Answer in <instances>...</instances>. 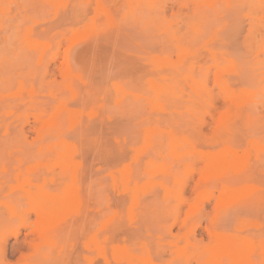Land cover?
Masks as SVG:
<instances>
[{
  "label": "rangeland",
  "instance_id": "obj_1",
  "mask_svg": "<svg viewBox=\"0 0 264 264\" xmlns=\"http://www.w3.org/2000/svg\"><path fill=\"white\" fill-rule=\"evenodd\" d=\"M0 264H264V0H0Z\"/></svg>",
  "mask_w": 264,
  "mask_h": 264
},
{
  "label": "bare ground",
  "instance_id": "obj_2",
  "mask_svg": "<svg viewBox=\"0 0 264 264\" xmlns=\"http://www.w3.org/2000/svg\"><path fill=\"white\" fill-rule=\"evenodd\" d=\"M215 157H216V156H215ZM220 159H221V158H220ZM57 200H59V201H57ZM56 201H57V202H56ZM60 201H61V199H56V200H55V202H56V206H54V203H55V202H53V206H54L53 209H56L55 207L58 206V203H59ZM66 201H67V200H66ZM45 202H46V200H45ZM61 202H62V201H61ZM48 203H49V202H47V204H46L45 206L49 205ZM61 204L63 205L64 203L62 202ZM66 204H68V203H66ZM50 205H51V204H50ZM64 205H65V204H64ZM45 206H44V208H43V212H44L46 215H49V214H50V213H49V212H50V206H49V207H48V206L45 207ZM66 206H67V205H66ZM58 207H59V206H58ZM58 207H57V208H58ZM65 208H67V207H65ZM44 209H45V210H44ZM64 210H65V209H64ZM51 211H52V210H51ZM65 211H66V210H65ZM48 213H49V214H48ZM40 214H42V213H40ZM45 214H43V215L45 216ZM43 215H42V216H43ZM51 215H52V214H51ZM52 217H53V215H52ZM54 217H55V216H54ZM50 218H51V217H50ZM56 218H57V217H56ZM45 219H46V218H45ZM51 219H52V218H51ZM46 220H47V219H46ZM48 220H49V218H48ZM52 220H53V219H52ZM52 220H51V221H52ZM53 221H54V220H53ZM220 241H221V240H220ZM228 244H230V243H228ZM217 245H218V244H217ZM223 245H224V244H223ZM230 245H232V244H230ZM224 246H225V245H224ZM224 246H223V247H224ZM232 246H233V245H232ZM221 247H222V245H221ZM237 247H238V246H237ZM226 248L228 249V247H226ZM219 249H220V248H219ZM223 249H224V248H223ZM227 249H225V250H227ZM230 249H232V248L230 247V248H229V251H230ZM234 249H235V248H234ZM220 250H222V249H220ZM242 250H244V249H242ZM227 251H228V250H227ZM244 251H245V250H244ZM222 252H224V250H223ZM231 254H232V253H231ZM238 254H239V253H238ZM240 254H241V253H240ZM242 254H246V253L244 252V253H242ZM242 254H241V255H242ZM241 259H242V257H241Z\"/></svg>",
  "mask_w": 264,
  "mask_h": 264
}]
</instances>
